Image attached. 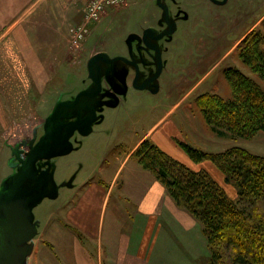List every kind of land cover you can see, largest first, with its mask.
Segmentation results:
<instances>
[{
    "label": "rangeland",
    "instance_id": "obj_1",
    "mask_svg": "<svg viewBox=\"0 0 264 264\" xmlns=\"http://www.w3.org/2000/svg\"><path fill=\"white\" fill-rule=\"evenodd\" d=\"M218 1L224 3L215 4L210 0H162L170 6L166 14L159 10L156 0H128L126 6L110 8L98 21L89 24L88 34L79 49L70 48L69 37L65 33L58 59H25L15 44L0 38L1 191L8 189L18 178L27 155L40 146L54 105L59 101L72 100L81 90L95 91V82L88 77V62L95 54L102 53L106 59H111L115 55H126L128 51L131 56V51H135V46L141 43L139 34L155 36L166 31L168 23L171 26V33L160 44L146 38L149 46L160 50L161 57L162 70L152 86L142 91L129 89L126 97L115 100V108L105 107L102 115L99 112L102 105L99 103L106 96L82 97L75 108L58 109L53 130L60 126L59 120L61 118L63 121V116L79 115L82 106L94 105L98 121L91 126L88 124L89 134L74 135L65 146V154L50 160L36 159L31 163L34 178H39L45 169L51 183L54 180L58 184L73 182V187L61 188L55 200L30 202V214L24 220L32 223L57 211L63 198L71 196L80 182L96 176L102 168H115L131 151L138 137L160 132L166 124L150 129L169 111L170 114L164 119L176 125L177 132L174 130L175 136L171 140L175 144L172 148H177L174 151L179 154L183 150L177 141L206 153L218 154L238 147L264 157L263 132L249 139L236 138L230 134L218 137L206 125L199 107L206 105L203 104L206 102L205 95H217L225 100L231 96L230 85L225 77L228 70L235 69L255 79L250 69L240 61L238 49L247 36L262 29L264 0ZM77 6L82 8L80 16L72 22L63 21L61 29L64 32L70 26L82 22L83 3L78 1ZM151 56L157 67L155 71L145 70L143 80L158 70L159 56ZM112 65L120 68L122 63L115 61ZM102 68L101 77L99 66L95 64L93 67L96 81H102L105 76L103 65ZM107 68L110 70L111 65H107ZM140 81L141 75L137 83ZM144 141L153 143L150 138ZM135 151L125 165L136 162ZM185 158V163L176 160L194 171H205L231 200L236 199L234 185L225 182L223 174L212 162L194 164L188 156ZM36 180H28L19 191L29 190L36 185ZM176 208L187 213L189 244L193 243L190 254L197 253L191 264H208L210 251L202 224L185 209L179 206ZM259 208L264 213V204L259 205ZM218 250L219 264H231L234 251L229 243L224 242Z\"/></svg>",
    "mask_w": 264,
    "mask_h": 264
},
{
    "label": "crops",
    "instance_id": "obj_2",
    "mask_svg": "<svg viewBox=\"0 0 264 264\" xmlns=\"http://www.w3.org/2000/svg\"><path fill=\"white\" fill-rule=\"evenodd\" d=\"M78 1L0 0V38L15 44L25 59H58L67 33L61 29L62 22L79 18L82 8ZM128 91L117 98L126 97ZM168 114L170 111L151 127L150 131L166 124L158 134L138 137L115 168L100 169L96 176L76 185L57 211L34 220V231L20 245L15 264L194 262L197 253L190 254L193 243L189 244L187 213L176 208L163 184L137 159L129 166L124 164L147 138L185 163V152L179 154L172 148L177 130L173 122L164 119ZM63 187L72 188L73 182L48 181L47 194L37 201L57 199Z\"/></svg>",
    "mask_w": 264,
    "mask_h": 264
},
{
    "label": "trees",
    "instance_id": "obj_3",
    "mask_svg": "<svg viewBox=\"0 0 264 264\" xmlns=\"http://www.w3.org/2000/svg\"><path fill=\"white\" fill-rule=\"evenodd\" d=\"M238 57L255 79L230 69L225 77L231 96L205 95L206 105L199 107L216 136L249 139L264 133V22L242 42ZM177 144L194 164L212 162L236 190L231 200L205 171L192 170L149 141L135 151L138 163L155 174L173 202L202 224L208 264L220 263L218 248L226 241L234 251L231 264H264V213L259 208L264 204V157L238 147L212 154Z\"/></svg>",
    "mask_w": 264,
    "mask_h": 264
},
{
    "label": "water",
    "instance_id": "obj_4",
    "mask_svg": "<svg viewBox=\"0 0 264 264\" xmlns=\"http://www.w3.org/2000/svg\"><path fill=\"white\" fill-rule=\"evenodd\" d=\"M160 0H157V4H159ZM218 4H223L224 1L217 2ZM164 13L167 14V9L165 6L160 5ZM168 20V16H167ZM171 33V26L168 23V29L164 32H161L158 35L153 36L154 41H158L164 36H167ZM146 36L144 34L143 42L146 47L155 51V54L159 56V64L158 70L155 72L154 76L146 79L144 81L138 80V70L137 75L133 81V88L138 90L146 89L147 87L152 86L153 82L159 77L161 73V57L158 48H154L153 46H149L146 42ZM115 61H125L123 57H114V58H105L102 53L95 54L88 62V77L89 79L94 80L95 91L87 92L85 90H81L76 94V96L69 101L57 102L48 118V121L45 125L44 135L42 141L40 142V146L35 147L26 157L23 162L21 172L17 179H15L11 186L6 190L0 191V198L2 195V199L0 200V264H15V259L17 254L19 253L20 245L25 242L30 234L33 233L34 225L30 223L28 220H24V217H27L30 214V210L28 208L30 202L36 201L42 196L47 194V183L49 181V176L46 170H42L39 178H34V174L31 172L33 165L31 163L36 159L45 158L46 160H50L53 157H56L61 154H65L67 150L65 146L70 142L71 137L74 135L75 131H77L80 135H87L90 133L88 128V124L90 126L98 121L96 118V110L93 106H82L80 107L79 115L76 117L72 116H63L64 120L62 121L60 118V126L53 130L55 125V119L57 116V112L59 108H67L73 109L76 107L80 98H96L99 96L108 97V100L100 101V105L102 108L99 110L101 113L104 106L114 107L116 106L115 100L117 99L116 94H124L115 86L114 93H106L101 94V80H95L93 74L94 65L99 66V71L102 77V65L104 66L105 75L110 76L114 72L116 74V68L113 67V63ZM102 64V65H99ZM107 65H111V69L108 70ZM127 74V72H126ZM119 91V92H117ZM70 149V148H69ZM41 157V158H38ZM30 179H37L36 185L29 188L27 191H19V189ZM40 191V192H39ZM19 198L18 201L15 199ZM32 228V229H31Z\"/></svg>",
    "mask_w": 264,
    "mask_h": 264
},
{
    "label": "flooded vegetation",
    "instance_id": "obj_5",
    "mask_svg": "<svg viewBox=\"0 0 264 264\" xmlns=\"http://www.w3.org/2000/svg\"><path fill=\"white\" fill-rule=\"evenodd\" d=\"M210 1L215 3V4H218L217 2H220L218 0H210ZM159 4L165 6L167 11L170 10V6L169 5L167 6L165 2H162V0L159 1ZM160 5H158L159 10L161 12L162 11L164 12L163 8ZM143 37H144V35L142 33L139 34V39H140L141 43L137 44L135 46V51L134 50L131 51L132 52L131 56H129L128 51L126 52V55H115V57H118V56L123 57L126 60V62L120 61L122 63V65L120 68H116V74L114 72H111L112 74L110 76H108V78L106 75L102 78L101 92L114 93L115 87L123 93H125L129 89L134 90L132 84H133V81L137 75V70H138V78L141 75L142 81H144L143 80V75H144L143 72L145 70L151 69L152 71H155L157 64H156V61L153 62L151 59V57H152L151 55L155 54V51L149 49V47H146L144 45ZM146 38L148 40L150 39L151 41H154L153 36H146ZM164 39H165V36L161 40L158 41L159 44ZM142 46H144V48H147L148 51H145ZM142 65H145L146 67H143ZM126 72H127V74L129 73L128 76H127ZM154 74H155V72L150 73V75L147 77V79L153 77ZM117 92H119V91H117ZM117 96L118 95L116 94V97ZM76 134H79V133L77 131H75L74 135H76Z\"/></svg>",
    "mask_w": 264,
    "mask_h": 264
},
{
    "label": "built area",
    "instance_id": "obj_6",
    "mask_svg": "<svg viewBox=\"0 0 264 264\" xmlns=\"http://www.w3.org/2000/svg\"><path fill=\"white\" fill-rule=\"evenodd\" d=\"M83 3L82 22L68 28L72 50L80 48L88 34V25L98 21L108 9L126 6L128 0H79Z\"/></svg>",
    "mask_w": 264,
    "mask_h": 264
}]
</instances>
